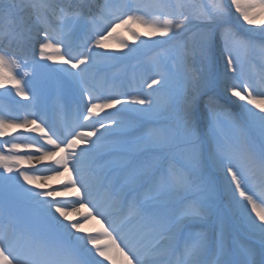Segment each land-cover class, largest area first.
<instances>
[{
    "label": "snow or ice",
    "instance_id": "obj_1",
    "mask_svg": "<svg viewBox=\"0 0 264 264\" xmlns=\"http://www.w3.org/2000/svg\"><path fill=\"white\" fill-rule=\"evenodd\" d=\"M261 14L264 0H208L198 5L190 0H105L95 10L89 0H74L68 8L57 0H0V90H6L0 96L14 92L28 102L16 105L25 112L23 120L10 107H0V137H7L0 139V212L4 189L11 185L23 199L37 204L44 217L31 228L0 229V264H264V198L258 201L245 187H254L257 181L264 184ZM50 17H55V25ZM258 23V28L245 27ZM121 29L133 41L142 35L159 38L153 40L156 44L179 42L183 61L197 54L206 56L217 34L222 36L224 77L232 81L228 91L243 102L237 105L241 111L228 117L234 137L225 136L218 113L202 124L195 108L197 94L178 92L172 75L161 71L159 64L155 75L145 81L148 92L132 94L109 86L106 95H98L87 87L86 77L97 66L136 51L114 35ZM85 30L87 38L74 54L75 39ZM194 30L197 38L181 40ZM26 37L34 48L38 45L33 56L38 54L39 61L59 63L50 71L81 85L83 107L63 133L34 110L38 94L30 85L34 73L28 70ZM110 40L121 55L100 51L110 47ZM248 60L259 61L258 77L242 71ZM32 65L33 69L47 67L35 60ZM111 109L115 112L101 116ZM17 129L28 135L21 140L13 135ZM157 153L171 161L177 154L188 153L191 169L178 172L171 164L164 169L155 160ZM209 167L230 177L232 202L259 248L253 243L230 250L222 218L210 230L189 234L180 244L184 229L205 223L215 214L211 202L196 197L206 187L202 173ZM113 168L123 174L124 183L108 192L109 210L94 201L105 173ZM65 173L61 186L49 190L46 182ZM173 193L195 198L184 195L179 206H172ZM236 193L250 206L258 224L241 200L235 199ZM79 209L87 215L81 216ZM112 211L118 213L116 219ZM89 218L102 222V231L76 235ZM114 253L122 259L118 261Z\"/></svg>",
    "mask_w": 264,
    "mask_h": 264
},
{
    "label": "rangeland",
    "instance_id": "obj_2",
    "mask_svg": "<svg viewBox=\"0 0 264 264\" xmlns=\"http://www.w3.org/2000/svg\"><path fill=\"white\" fill-rule=\"evenodd\" d=\"M60 1L61 0H57V3L64 8H68L74 3V0H65L67 4H61ZM104 2L105 0H89L93 10ZM146 2H150V0H146ZM190 2L198 5L200 3L206 4L208 0H190ZM235 15L236 14L233 11V16ZM259 19H264V14H261L258 17V20ZM32 21L35 22V16L32 17ZM50 23L53 25L57 23L55 17H50ZM241 23L243 22L241 21ZM259 26L260 25L258 23L256 25L245 27L258 28ZM133 31H136L135 27L133 28ZM140 31H143V29H140ZM85 32L86 30L81 32L78 36L81 43L86 39L81 37V35H86ZM114 35H117L119 39L124 40L129 48L136 49V51L127 58L122 59L121 62L123 64H117V61H112L97 66L93 71L88 73L86 77V85L90 88L96 89H99L100 86H102V90L106 93L107 89H103V86L107 83H109V86L119 88L123 92H130L132 94H136L141 91L148 92L151 90L147 88L145 81L148 80L150 76L155 75V67L159 64L161 71L172 75L173 86L178 92L186 96H191L194 92L197 94L196 106H200V108H203L205 112L202 117H200L202 124L206 125L212 115L214 113H218L220 114L219 126L221 130L225 136L234 137V132L230 126L228 117L229 114L232 116L237 115L241 111L237 105L243 102L239 101L236 97L230 96L228 98L226 95H223V92L219 94L218 86L221 77L218 73L220 69L223 72L222 79L226 80L228 88H230L232 83V81L227 80L224 77L225 62L221 56L224 48V38L222 36L217 34L208 51L210 58L213 60L211 67L213 69L216 67V71L214 70L212 72L213 75L211 79H209L204 86L202 85V88L200 87L197 89L194 85V77L185 76L184 63L179 56V42L173 41L159 46L153 42L154 39L159 38L149 39L148 37L141 35L140 40H143L144 44L140 45V40L133 41L131 36L122 29L117 30V33H114ZM191 35H196L195 30L193 33L182 37L181 40H185ZM42 36L43 32L41 31L40 38H42ZM256 40L259 42L260 37L256 36ZM81 43L73 45L74 54L79 49ZM108 43L110 47L106 50L101 49L100 51H105L109 54L117 56L121 55L115 41L110 40ZM24 44L26 45L24 46L25 55L29 61L28 70L33 71L34 73L30 79V85L38 94V102L36 103L34 110L39 115L46 103L51 100H56L55 109L59 112V103L73 100L76 94L81 92V85L62 73H56L49 70L59 67L60 65L58 62L53 63L50 61H39L38 54L34 57L33 52L38 53V45L34 48L33 41L31 39L26 37ZM124 51H127V49H124ZM33 60H35L36 64H44L47 65V67H36L33 69ZM242 71L249 76H252L255 73L258 77L260 71L259 61L256 60L253 62L252 60H248L247 62H244L242 65ZM231 75L232 73H228V76ZM148 82H150V80ZM4 91L6 90H0V93ZM7 91L11 92V89H7ZM233 101L235 103H233ZM17 102L20 105L28 103L27 101L21 100L19 97H15L14 92H12L11 96H0V107H10L14 114L23 120L25 112L17 108ZM64 107L66 106L61 105V108ZM117 107L119 108L120 106L118 105ZM107 112H115V109L105 110V112L101 113V116H104ZM96 119H99V117ZM13 135H16L18 138L23 140L28 134L25 133L23 129H17ZM6 138L7 137H0V139ZM155 160L160 162L164 169H167L170 164L174 165L178 172L183 171L187 173L191 169V158L188 153L177 154L175 161L164 158L162 154L157 153L155 154ZM0 171H2V169H0ZM105 175L106 179L104 180V183L108 187V191L112 187L111 183L113 180H117L119 178L121 185L124 183L123 174L118 168H113L112 170L107 171ZM202 176L206 187L203 192L196 193V197L203 198L206 201L211 202L214 205L215 214L211 220L198 224L205 230H210L215 225L217 220L222 218L225 224L226 234H229L233 238L246 237L248 241H252L255 245H257V242L259 241L253 238L250 228H248L246 223L241 220L239 215L235 217V214H238V212L232 202L231 195L228 192V182L230 181V177L226 178L225 173L218 172L211 167L205 169ZM20 183L23 184L24 182L20 181ZM24 187L30 188L31 186L24 184ZM32 190L37 191V189L34 188ZM184 195H189L191 199L195 198L191 194L173 193L169 197V203L172 204L174 202H178ZM235 199L241 200V203L246 206L247 212H249L251 216H255L254 213L252 215L251 208L243 202L238 193L235 194ZM14 206H16V209ZM2 208L3 210L0 212L1 219L11 221L18 220L23 223L25 228L34 227L36 223L42 222L44 218L43 210L34 202L23 199L15 187L11 185H7L4 189L2 195ZM253 219L255 218L253 217ZM235 242L236 241H234V244ZM228 244L230 248L231 245L229 242ZM103 264H109V262L103 261Z\"/></svg>",
    "mask_w": 264,
    "mask_h": 264
},
{
    "label": "bare ground",
    "instance_id": "obj_3",
    "mask_svg": "<svg viewBox=\"0 0 264 264\" xmlns=\"http://www.w3.org/2000/svg\"><path fill=\"white\" fill-rule=\"evenodd\" d=\"M61 4H67L65 0H61L60 1ZM191 38L195 39L197 38V35H191L190 36ZM190 37L186 38L185 40H188ZM24 46H26L24 44ZM30 51H31V47H30ZM213 60L210 58L209 54L207 53L206 56H201L199 54H197L194 58H189L188 60L186 61H183L184 63V72H185V76H193L194 77V85L195 87H197V89H199L200 87L202 88V85L204 86L209 79H211L212 75H213V71L215 70L216 67H214V69L211 67V64H212ZM216 71V70H215ZM219 76L221 77V79L219 80V94H221L223 92V95H226L228 98L231 96L230 94V91H228V83L226 82V80L222 79V74L223 72L219 71ZM195 108L197 109V114L200 117H202V115L205 113L204 112V109L203 108H200L197 107L195 105ZM74 112L73 114L71 115V120H70V124L72 122V119L74 117ZM67 127V125L65 126ZM65 127L63 128V131L65 129ZM47 163V162H46ZM67 176V173H65L64 177H60V178H54L52 180H49L47 181V185L49 187V190H51L52 187H60L61 186V181L64 180ZM104 194H100V196L102 197ZM57 199H60V200H65V201H70L71 199H69V197H58ZM79 214L81 216H85L87 215V213L85 212L84 209H79ZM249 215H251L249 212H248ZM253 215V213H252ZM252 219L253 217L255 218V216H251ZM253 220H256L253 219ZM97 219H91L89 218L88 220L84 221L82 223V230L79 234L81 233H93V234H96L100 231H102V229L100 228ZM256 223L258 224L259 222L256 221ZM78 234V233H76ZM114 256L115 258L119 261L121 260L122 258L119 257L118 254H115L114 253ZM96 259L98 260H101L102 258L100 257H97Z\"/></svg>",
    "mask_w": 264,
    "mask_h": 264
}]
</instances>
